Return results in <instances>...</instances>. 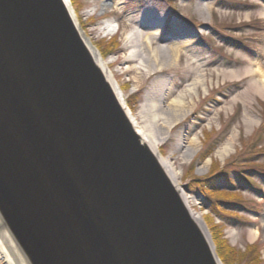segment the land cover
<instances>
[{"label": "water", "instance_id": "95a60500", "mask_svg": "<svg viewBox=\"0 0 264 264\" xmlns=\"http://www.w3.org/2000/svg\"><path fill=\"white\" fill-rule=\"evenodd\" d=\"M70 0H0V225L25 264H219Z\"/></svg>", "mask_w": 264, "mask_h": 264}, {"label": "rangeland", "instance_id": "374dc122", "mask_svg": "<svg viewBox=\"0 0 264 264\" xmlns=\"http://www.w3.org/2000/svg\"><path fill=\"white\" fill-rule=\"evenodd\" d=\"M70 4L81 31L108 61L107 69L120 85L136 123L159 144L160 157L178 174V184L214 246L212 227L218 225L223 239L237 252L233 264H250L251 256L257 257L256 264H264V96L254 94L231 104L248 78L220 77L221 71L240 72L254 64L264 75V55H260L264 0H78L75 6L70 0ZM144 10L163 21L167 33L162 36L185 47L171 69L136 75L128 68L139 67L140 59L124 62L123 40L130 33V19ZM103 28L117 30L110 34ZM187 62L201 67L193 72ZM193 79L203 85L186 97L187 115L165 128V111ZM191 139L200 141L195 156ZM205 155L209 157L201 160ZM203 179L214 183L212 200L196 188L195 181ZM214 203L216 211H212ZM251 229L257 231L253 239ZM0 264L8 263L0 259Z\"/></svg>", "mask_w": 264, "mask_h": 264}, {"label": "bare ground", "instance_id": "6f19581e", "mask_svg": "<svg viewBox=\"0 0 264 264\" xmlns=\"http://www.w3.org/2000/svg\"><path fill=\"white\" fill-rule=\"evenodd\" d=\"M198 3L200 4V2ZM68 5L72 11V15L76 21V24L80 27L76 13L71 7V4L68 3ZM102 7L103 9L106 8V4L105 3L102 4ZM207 9L209 10L210 7H208ZM203 15H205V12H203ZM129 22H131L132 26L130 33L126 35L123 40L124 43L123 50L125 53L123 60L127 64H134L135 62H138V60L140 59V66L134 67L132 69L128 68V70L134 71L136 75H140V73L142 72H146V73L163 72L165 69H171L172 67H174V65H176L180 61L181 59L180 50L185 46H181L179 42H173L172 41L173 39L171 37L162 36L163 34L167 33L164 32L163 21L160 18L154 16V14L150 12V10H144L141 13V15L138 17L133 16V19H130ZM116 30L117 28L116 29L103 28V31L108 32L110 34L114 33ZM82 34L84 35L83 32ZM86 41L97 63L106 71L108 80L111 82L120 101L125 105L126 112L130 120L132 121L135 129L137 130L138 134L142 137V140L146 144H148V146H150V148L157 154L159 150V144L152 138V136L148 133L147 130L138 126V124L136 123V119L132 111L126 105V100L124 99L120 85L117 83L113 75L107 69L108 61H105L100 56L97 49L87 38ZM186 42L188 41L186 40ZM263 53H260V55H264ZM187 67L191 69V71L197 72L201 66L198 65L197 63L192 64L187 62ZM220 77H222L224 80H238L241 78H248V82L245 88L243 89L242 93H240L236 98L231 99L230 101L231 104H235L238 100L249 99L251 95L254 94L264 96V75L262 74L261 67H257L256 64H254V66H249V67L247 66L240 72L229 71V70L221 71ZM201 85L203 84L200 83L198 79H193L187 85L188 86L187 89L183 92H180L177 95L176 99L169 104L167 110L164 113L165 128L170 129L179 120H181L183 117L187 115L188 109L187 111H185L186 110L185 99L189 94L192 93V90L199 89ZM154 118H157V114H155ZM251 124L252 121L247 123V125L249 126ZM229 142L232 143V139H230ZM190 144H191V149L193 151V156H195L196 153L198 152L200 141L191 139ZM160 161L164 166L166 172L168 173L169 177L171 178V180L177 186H179L178 174L173 171V169L170 167V165L166 160L161 158ZM182 197L194 220H196L200 224H203L202 218L193 211L190 197H188L184 193H182ZM1 229L2 228L0 225V258L4 259L8 264H25L22 262V260H20L17 250L14 248L13 243L11 242L7 232L4 229L3 230ZM207 234L209 237L210 236L209 232H207ZM256 235H257V231L255 229H251L250 238L253 239ZM229 237L232 238L233 235H230ZM218 262L219 264H222V261L220 260L219 256H218Z\"/></svg>", "mask_w": 264, "mask_h": 264}, {"label": "trees", "instance_id": "16d2710c", "mask_svg": "<svg viewBox=\"0 0 264 264\" xmlns=\"http://www.w3.org/2000/svg\"><path fill=\"white\" fill-rule=\"evenodd\" d=\"M71 1H72V4L75 6L77 4L78 0H71ZM104 56H106V52H105ZM207 157H209V155L201 156L200 159L204 160ZM191 168L193 169V166H191ZM195 182L197 184L196 188L208 200H212L213 196H214V192H212L213 191L212 188L214 187V183H211L209 181V179L208 180H204V179L203 180H196ZM212 206H213L212 211H216L218 209L217 203L212 204ZM212 238L214 240L216 250L218 252V256H219L220 260L222 261V264H233L234 261L237 259V252L235 249H233L229 246V244L226 240L223 239L222 227H220L218 225H215L212 227ZM252 249L251 248L249 249L250 251H252V252H250L251 255H253L252 253L254 252V250H252ZM242 257L245 259V257L241 255V259H243ZM248 258H250V257H248ZM248 263H250V264L258 263L257 257L254 258L253 256H251V260H249Z\"/></svg>", "mask_w": 264, "mask_h": 264}]
</instances>
